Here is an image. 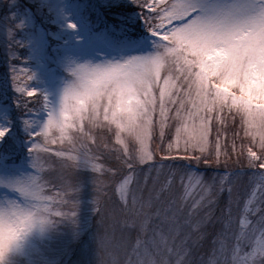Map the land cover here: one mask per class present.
<instances>
[{"label": "snow or ice", "instance_id": "1", "mask_svg": "<svg viewBox=\"0 0 264 264\" xmlns=\"http://www.w3.org/2000/svg\"><path fill=\"white\" fill-rule=\"evenodd\" d=\"M0 62V264H264V0H0Z\"/></svg>", "mask_w": 264, "mask_h": 264}, {"label": "rangeland", "instance_id": "2", "mask_svg": "<svg viewBox=\"0 0 264 264\" xmlns=\"http://www.w3.org/2000/svg\"><path fill=\"white\" fill-rule=\"evenodd\" d=\"M134 7V6H133ZM0 66H2V62H0ZM55 98V97H54ZM7 102L9 105H11L13 108L15 107V105L12 103V94L6 93L4 91V86L2 83H0V102ZM17 135H21L22 136V132L18 133L17 132V128L14 127L12 133H10V138L13 136H17ZM24 159V152L21 151L19 153H17L16 157H15V161L16 163H19L20 161H22Z\"/></svg>", "mask_w": 264, "mask_h": 264}]
</instances>
